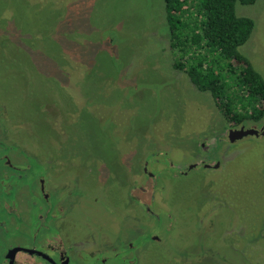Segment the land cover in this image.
<instances>
[{"label":"rangeland","instance_id":"374dc122","mask_svg":"<svg viewBox=\"0 0 264 264\" xmlns=\"http://www.w3.org/2000/svg\"><path fill=\"white\" fill-rule=\"evenodd\" d=\"M236 12L254 21L238 51L264 79V0ZM2 36L0 125L52 158L58 181L75 179L73 237L111 242L137 227L128 217L147 225L127 197L133 179L148 187L144 160L159 241L131 235L146 241L139 264H264V135L228 141L264 117L228 123L174 69L163 0H0Z\"/></svg>","mask_w":264,"mask_h":264},{"label":"flooded vegetation","instance_id":"af4514ba","mask_svg":"<svg viewBox=\"0 0 264 264\" xmlns=\"http://www.w3.org/2000/svg\"><path fill=\"white\" fill-rule=\"evenodd\" d=\"M40 155L25 150L11 138L10 129L0 125V264H139L146 241L136 243L139 237L131 235H148L150 243L159 241L154 228L160 213L141 200V196L147 197L148 203H154L149 192L155 176L149 175L144 160L141 179L148 187L139 185L138 178L137 184L133 179L130 184L135 193L127 197L129 203L144 210L141 219L147 225L140 227V218L135 222L136 218L128 217L137 227L131 226L127 234L119 232L110 242L104 241L103 235L75 238L67 231V212L73 205L70 187L75 179L61 177L58 181V165ZM49 166L54 169L46 170ZM141 166L137 164L134 169L139 172ZM199 166L210 168L205 162ZM196 168L195 164L186 165L179 174L184 176ZM67 188L68 193L61 197L60 191Z\"/></svg>","mask_w":264,"mask_h":264},{"label":"trees","instance_id":"16d2710c","mask_svg":"<svg viewBox=\"0 0 264 264\" xmlns=\"http://www.w3.org/2000/svg\"><path fill=\"white\" fill-rule=\"evenodd\" d=\"M258 0H163L175 70L200 92L210 93L228 123L264 117V79L239 51L254 21L236 4Z\"/></svg>","mask_w":264,"mask_h":264},{"label":"water","instance_id":"95a60500","mask_svg":"<svg viewBox=\"0 0 264 264\" xmlns=\"http://www.w3.org/2000/svg\"><path fill=\"white\" fill-rule=\"evenodd\" d=\"M260 135H264L263 132H260L256 130L255 128L251 129H245L244 127H241L240 129L235 130H229L228 131V141L229 143L233 144L237 141H240L246 137H258ZM218 165L214 166V168H217ZM191 169V167H190Z\"/></svg>","mask_w":264,"mask_h":264}]
</instances>
